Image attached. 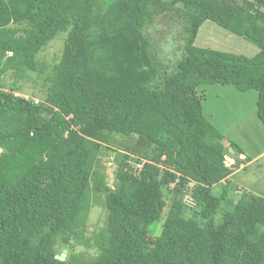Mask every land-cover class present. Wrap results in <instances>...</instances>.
I'll return each instance as SVG.
<instances>
[{
	"label": "trees",
	"instance_id": "obj_1",
	"mask_svg": "<svg viewBox=\"0 0 264 264\" xmlns=\"http://www.w3.org/2000/svg\"><path fill=\"white\" fill-rule=\"evenodd\" d=\"M168 12L180 44L158 52L148 29ZM207 20L258 52L197 46ZM61 32L60 58L41 61ZM9 71L36 74L43 97L1 83ZM204 84L256 89L264 125V0H0V264H264V196H229L253 158L232 140L226 164Z\"/></svg>",
	"mask_w": 264,
	"mask_h": 264
},
{
	"label": "rangeland",
	"instance_id": "obj_2",
	"mask_svg": "<svg viewBox=\"0 0 264 264\" xmlns=\"http://www.w3.org/2000/svg\"><path fill=\"white\" fill-rule=\"evenodd\" d=\"M182 28L183 22L178 17L173 16L172 12L157 18L155 24L148 29L155 50L158 52L170 51L171 48L180 44V30ZM176 33L177 41L174 39ZM65 37L66 33L61 32L39 52L38 58L49 64L57 61L62 54ZM168 40L171 42L167 43ZM195 44L199 47H210L248 56H253L259 50L253 43L235 35L212 20H207L201 26ZM16 80L23 86V90L19 94L27 98L33 95L37 98L43 97L41 81L36 74H32L22 80L17 79L14 73L9 71L1 80V83L11 85ZM198 91L199 94L201 92L206 94V99L204 100L206 116L227 138L228 155L226 156V164L234 165L238 159L236 150L229 147V143L232 140L245 153L239 158L244 159L246 156L254 158L252 161H245L240 164V167L231 175L232 187L238 189L235 192H230L229 196L238 200L243 193L242 191L245 190L264 196V125L257 115L258 91L252 89L242 92L233 85L222 84H204L198 88ZM103 159L107 166L108 175L113 176L115 169L114 158L103 156ZM112 181L111 177L110 182ZM220 189V185L214 187L216 192H219ZM185 200H189V197H185ZM92 210L88 222V236L104 227L103 217L106 214L105 209L95 205ZM160 220L161 222L152 226V229L158 228L156 233H159L160 229H162L165 216ZM74 251L83 252L85 256H95L99 253L96 249L88 248L82 244L76 245Z\"/></svg>",
	"mask_w": 264,
	"mask_h": 264
},
{
	"label": "water",
	"instance_id": "obj_3",
	"mask_svg": "<svg viewBox=\"0 0 264 264\" xmlns=\"http://www.w3.org/2000/svg\"><path fill=\"white\" fill-rule=\"evenodd\" d=\"M68 254V250L64 249L61 253V255H57L56 257L59 258L60 260H65Z\"/></svg>",
	"mask_w": 264,
	"mask_h": 264
},
{
	"label": "crops",
	"instance_id": "obj_4",
	"mask_svg": "<svg viewBox=\"0 0 264 264\" xmlns=\"http://www.w3.org/2000/svg\"><path fill=\"white\" fill-rule=\"evenodd\" d=\"M252 160H254V158Z\"/></svg>",
	"mask_w": 264,
	"mask_h": 264
}]
</instances>
